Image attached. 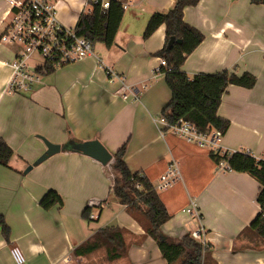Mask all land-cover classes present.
<instances>
[{
  "label": "crops",
  "instance_id": "crops-1",
  "mask_svg": "<svg viewBox=\"0 0 264 264\" xmlns=\"http://www.w3.org/2000/svg\"><path fill=\"white\" fill-rule=\"evenodd\" d=\"M48 1L66 29L76 27L88 3ZM117 1L126 8L114 44H95L91 56L42 74L29 92L8 93L12 70L7 63L14 55L0 47V139L13 151L8 168L0 166V215L10 229L8 241L0 230V264H16L13 248L22 254V264H166L149 237L130 244L127 256L113 262L103 252L73 254L105 227L126 230L135 241L144 234L110 199L111 165L123 145L128 169L155 191L168 166L177 164L180 180L156 191L170 215L161 228L166 237L179 240L200 230L216 264H264V244L244 233L260 211L259 184L248 174L220 168L210 157L212 149L173 135L160 122L171 100L156 56L165 43V26L147 39L143 33L150 16L167 13L175 0ZM183 21L203 35L180 67L188 78L222 71L255 78L252 88L231 85L223 94L217 114L229 127L217 148L264 161V5L199 0L184 8ZM42 139L61 150L34 165L46 151ZM89 141H98L113 156L110 166L67 148ZM49 191L61 197L62 207L41 208ZM86 207H93V222L82 219Z\"/></svg>",
  "mask_w": 264,
  "mask_h": 264
},
{
  "label": "trees",
  "instance_id": "trees-1",
  "mask_svg": "<svg viewBox=\"0 0 264 264\" xmlns=\"http://www.w3.org/2000/svg\"><path fill=\"white\" fill-rule=\"evenodd\" d=\"M199 0H175L173 7L167 13H154L150 16L145 27L143 38H149L160 26H165V43L156 54L163 59L166 67H160L159 72L165 75V83L171 93L169 104L163 109L162 117L170 124L178 120L192 124L199 132L217 131L225 134L229 122L217 114L221 99L226 89L233 85L250 89L255 84V78L244 73L237 76L232 72L222 71L216 74H198L188 78L181 72L186 57L202 42L203 35L194 27L183 21V10L195 6ZM102 0H88L87 9L79 17L74 28L76 35L88 40L93 46L103 44L110 48L114 44L124 7L120 1L109 0L108 8L103 9ZM254 5H264V0H250ZM180 40L170 49L167 44L170 38ZM55 71L46 66L43 75ZM126 145H123L114 155L111 165L114 176L110 199L125 208L126 213L136 221L144 231L139 240H133L134 235L117 227H105L97 231L89 239L73 251L75 257H87L95 252H103L107 261L113 262L127 256L130 244L140 245L149 237L157 245L166 264H216L211 258L208 246L184 235L179 240L166 237L162 226L170 219L164 204L159 199L151 183L137 173H132L124 162ZM13 156L12 149L0 139V166L8 168ZM212 160L219 164L225 161L227 170L245 173L258 184L257 203L260 211L244 233L252 234L264 244V161L258 160L245 151L229 152L221 155L218 151H210ZM29 168V167H28ZM61 197L49 191L40 201L44 210L62 207ZM93 207H86L82 219L93 222L90 215ZM96 222V220H95ZM0 230L3 238L8 241L10 229L4 217L0 215ZM130 239V241H128Z\"/></svg>",
  "mask_w": 264,
  "mask_h": 264
},
{
  "label": "built area",
  "instance_id": "built-area-1",
  "mask_svg": "<svg viewBox=\"0 0 264 264\" xmlns=\"http://www.w3.org/2000/svg\"><path fill=\"white\" fill-rule=\"evenodd\" d=\"M101 6L107 9L108 1H102ZM0 45L10 48L14 55L7 63L12 70L7 86L9 94L31 91L40 82L46 66L56 70L73 64L91 56L94 47L88 40L77 36L74 29H66L57 22L54 5L48 0H0ZM160 67H166L163 59H160ZM160 122L173 135L187 142L218 151L221 155L228 153L217 148L221 136L217 131L201 133L183 120L170 125L162 117ZM219 167L227 168L226 162H220ZM180 178L177 164L171 163L160 176L156 191L172 187ZM186 212L192 213V210ZM90 219H94L92 214ZM200 234L199 230L190 236L205 246ZM11 255L16 264L23 263L24 258L17 248L11 250Z\"/></svg>",
  "mask_w": 264,
  "mask_h": 264
},
{
  "label": "water",
  "instance_id": "water-1",
  "mask_svg": "<svg viewBox=\"0 0 264 264\" xmlns=\"http://www.w3.org/2000/svg\"><path fill=\"white\" fill-rule=\"evenodd\" d=\"M176 42L180 43L181 41L176 40L173 37L170 38L167 44V49H170ZM42 140L46 146V151L35 161L34 165L41 164L49 157L59 153L61 150L59 145L52 144L45 139ZM67 148L71 151L80 153L96 160L102 166H110L113 162V156L98 141H89L83 143L71 142L67 145Z\"/></svg>",
  "mask_w": 264,
  "mask_h": 264
},
{
  "label": "rangeland",
  "instance_id": "rangeland-1",
  "mask_svg": "<svg viewBox=\"0 0 264 264\" xmlns=\"http://www.w3.org/2000/svg\"><path fill=\"white\" fill-rule=\"evenodd\" d=\"M0 47H3L2 45H0ZM262 243V242H261ZM108 262V261H107Z\"/></svg>",
  "mask_w": 264,
  "mask_h": 264
}]
</instances>
